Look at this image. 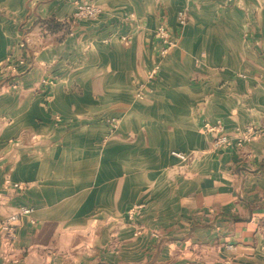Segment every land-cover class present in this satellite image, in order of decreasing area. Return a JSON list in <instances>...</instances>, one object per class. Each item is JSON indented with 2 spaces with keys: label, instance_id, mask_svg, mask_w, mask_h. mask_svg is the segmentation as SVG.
<instances>
[{
  "label": "crops",
  "instance_id": "0c3cea01",
  "mask_svg": "<svg viewBox=\"0 0 264 264\" xmlns=\"http://www.w3.org/2000/svg\"><path fill=\"white\" fill-rule=\"evenodd\" d=\"M217 122L255 134L217 150ZM20 207L0 264H264V0H0V223Z\"/></svg>",
  "mask_w": 264,
  "mask_h": 264
},
{
  "label": "built area",
  "instance_id": "2783aa9c",
  "mask_svg": "<svg viewBox=\"0 0 264 264\" xmlns=\"http://www.w3.org/2000/svg\"><path fill=\"white\" fill-rule=\"evenodd\" d=\"M79 10H81L79 14L83 17H86V18L95 19L99 15V11L97 9H94L92 7H89V6H84L82 8H79ZM177 20H178L179 26L182 27L186 21V13L183 11L178 12ZM154 37H155V39L158 40V45H159L158 56H159V60H161L175 46V41L171 40L167 28L164 27L163 25L159 26L156 29V31L154 33ZM125 39L126 38H123V40H125ZM20 61H22V60H20ZM159 67H160L159 61L154 63V65L152 66L151 70L148 73V79L149 80H152L155 78V76L157 75V73L159 71ZM142 86L143 85H139L137 95H140V91L142 90ZM204 128H205L206 132L212 133L214 135V139H213L212 144H213L214 149H217V150L229 147L231 145L232 141H235L237 146H241L243 143L248 141L255 134V131L251 127H247L243 131H237L234 134V136H227L224 134V130H223L222 125L218 122L213 124V125L204 123ZM171 155L174 156L175 158L181 160V161L186 160L185 155H183L181 153L173 152V153H171ZM14 186L18 187V185H14ZM31 213H32V210L30 208L21 207V208H19L18 213L12 214L10 217H8L1 224L0 229H1L2 235H3L6 243H8L9 240H11L13 238V236L15 234V232H14L15 225L18 223L20 218L29 217L31 215ZM4 235H6V236H4ZM227 248L232 249L231 246H227Z\"/></svg>",
  "mask_w": 264,
  "mask_h": 264
},
{
  "label": "rangeland",
  "instance_id": "374dc122",
  "mask_svg": "<svg viewBox=\"0 0 264 264\" xmlns=\"http://www.w3.org/2000/svg\"><path fill=\"white\" fill-rule=\"evenodd\" d=\"M84 6H89V7H92V8H94V9H97L98 11H99V15H98V17H96L95 19H97V18H99L100 17V15H101V10L99 9V8H97L95 5H93L92 3H89V2H85V3H77V5H76V7H75V12H74V18H76V19H91V18H86V17H83V16H81L79 13H80V11L81 10H79V8H82V7H84ZM180 12V11H179ZM184 12V11H183ZM178 14V13H177ZM92 20H94V19H92ZM187 23V16H186V21H185V24ZM184 24V25H185ZM183 25V26H184ZM158 28V27H157ZM156 31V30H155ZM155 33V32H154ZM50 34V32H49V27H48V24H45L44 23V25L43 24H40V25H38V29L37 30H35V32H34V35L31 37L32 39H34V41L35 42H43V40L45 39V37H47L48 35ZM30 38V39H31ZM24 44V42L22 41V42H20V44H19V47H20V49H22L23 48V45ZM30 50V49H29ZM31 51V50H30ZM20 60H22V61H20ZM28 60V59H27ZM10 62H8L7 63V65H8V67H9V70H7L6 69V66L4 67L3 66V68H5V70H6V75H18V71H17V69H18V67H23V68H27V67H29V63H28V61H26V60H24V58L23 57H21V59H15L14 61H12L10 64H9ZM154 65V64H153ZM152 68V67H151ZM27 69H29V68H27ZM23 72H24V70H23ZM5 73H3V74H5ZM42 83H45L46 85H51L52 83L50 82V81H46V80H43L42 81ZM13 86V85H12ZM15 86V85H14ZM138 89L139 88H136V90H135V94H134V97H135V99L136 100H143V97H144V94H143V86H142V90L140 91V95H137L138 94ZM110 132H109V134H112L113 132H114V130L116 129V122L115 121H110ZM204 130H205V128H204V123H203V127H202ZM209 133V132H208ZM174 157V156H173ZM187 158V157H186ZM177 159V158H176ZM177 160H179V159H177ZM181 163H184L185 161H181V160H179ZM6 180V184L7 185H9V186H12L13 187V189H17V190H21V188H22V185L21 184H19V183H12V182H10V181H7V179H5ZM9 180V179H8ZM8 182V183H7ZM14 185H18V187H15ZM21 208V207H20ZM27 208V207H26ZM137 208V210H138V208L139 207H136ZM18 211H19V209H18ZM18 211H16L15 213H18ZM15 213H13V214H15ZM32 214V213H31ZM12 215V214H11ZM11 215H9L8 217H10ZM7 217V218H8ZM30 217V216H29ZM6 218V219H7ZM6 219H4L1 223H0V228H1V224L6 220ZM19 222V221H18ZM18 224V223H17ZM17 224L15 225V229H16V226H17ZM15 229H14V232H15ZM0 232H1V229H0ZM1 235H2V232H1ZM3 236V235H2ZM4 236H6V235H4ZM79 237V236H78ZM13 239H14V236H13V238L11 239V240H9V242L8 243H6L5 242V240H4V237H3V241H4V244L6 245V246H10L11 245V243H12V241H13ZM87 240H84L82 237H79V239H77L76 240V242H75V246H77V248L76 249H80V248H83L85 245H84V242H86ZM93 243H96V245H95V247L98 245V241H96V242H93ZM108 246L109 247H114V243L113 242H110V244H108Z\"/></svg>",
  "mask_w": 264,
  "mask_h": 264
}]
</instances>
